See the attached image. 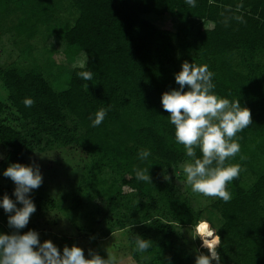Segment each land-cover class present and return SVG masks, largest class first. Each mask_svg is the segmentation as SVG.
I'll list each match as a JSON object with an SVG mask.
<instances>
[{"label": "trees", "instance_id": "16d2710c", "mask_svg": "<svg viewBox=\"0 0 264 264\" xmlns=\"http://www.w3.org/2000/svg\"><path fill=\"white\" fill-rule=\"evenodd\" d=\"M64 11L77 14L73 25ZM16 14L14 43H28L20 53L29 61L0 69V175L11 163L30 164L45 143L56 153L47 170L66 166L60 171L75 177L61 196L73 205L41 194L33 199L39 210L49 205L74 214L72 234L58 230L50 214L21 232L37 230L41 242L51 239L61 251L82 243L102 255L100 242L121 231L136 264H195L198 252L191 255L178 230L207 219L221 238V264H264V0H195V6L185 0H0V32ZM43 33L63 48L54 54L71 64V74L59 58L47 68L36 63L30 40ZM78 60L86 62L91 81L76 76ZM184 61L206 64L215 93L239 100L252 114L237 133L240 152L226 160L241 168L226 185L228 202L194 193L187 183L181 192L174 179L163 178L190 159L161 106L162 93L178 87L174 76ZM100 109L103 122L90 127ZM139 150L150 156L140 160ZM147 169L151 180H138L136 172ZM0 190L11 198L10 187ZM0 230L12 231L1 221ZM138 235L151 240L143 253L134 250Z\"/></svg>", "mask_w": 264, "mask_h": 264}, {"label": "clouds", "instance_id": "9594fccd", "mask_svg": "<svg viewBox=\"0 0 264 264\" xmlns=\"http://www.w3.org/2000/svg\"><path fill=\"white\" fill-rule=\"evenodd\" d=\"M189 6H195V0H185ZM76 76L84 81H91L93 74L86 70L85 61L73 64ZM214 73L206 64L184 61L174 80L178 85L161 95V106L168 115V121L174 126V139L183 145L185 156L190 158L182 167L186 183L191 191L205 197L219 198L228 202L232 196L226 185L237 178L241 168L239 164H226V160L240 152L237 133L252 123V114L248 107L241 106L239 100L218 96L213 83ZM25 107H31L33 101L25 98ZM106 115L104 109L98 110L94 118L90 117V127H98ZM194 148L201 153L196 158ZM148 150H139L138 158L146 160ZM2 158V157H0ZM145 171L136 172V178L142 181L151 180ZM14 184L11 199L7 194L0 198V208L7 215V226L12 231H0V264H122L120 257L107 251L106 258L98 252L85 250L73 244L64 246L62 251L51 239L41 242L37 230L29 229L22 233L36 206L30 193L42 184L40 166L35 162L28 165L11 163L2 173ZM168 179L166 175L163 177ZM21 205L18 207L17 205ZM191 238L200 241V248L207 249V254L196 255L195 264H221L217 248L221 238L217 230L207 219L198 220L191 225ZM151 240L137 236L135 251L145 252L151 246Z\"/></svg>", "mask_w": 264, "mask_h": 264}, {"label": "rangeland", "instance_id": "374dc122", "mask_svg": "<svg viewBox=\"0 0 264 264\" xmlns=\"http://www.w3.org/2000/svg\"><path fill=\"white\" fill-rule=\"evenodd\" d=\"M16 15H11L9 18L6 20L7 22V28H5V31L0 32V69H6L10 68L14 63H19L21 66L27 65L26 63L29 61H26L21 53L20 50H25L27 51V47L29 46L28 43H26L24 40L19 39L18 41L19 44L22 46H18V44L14 43L15 41V36L13 35L14 33L11 31L12 26L17 20ZM62 17L64 19H68V22L70 25H73L75 22V18L77 17V14L74 12V14L69 15L68 11H64L62 14ZM46 33H43L42 35H38L34 37L32 40H30V43L34 47L33 51V58L36 61L37 64H39L42 68H47L49 60H52V58H59L56 60L58 63H62L64 65L63 72L72 73V67L71 64L67 61H64L60 57H56L54 54L55 51L59 52L63 50V48L59 45L56 46L55 44V39L53 38H45ZM19 37V36H17ZM17 39V38H16ZM21 47V49H20ZM55 51H54V50ZM57 54V53H56ZM55 55V56H54ZM53 56V57H52ZM49 76V75H48ZM50 78V76H49ZM67 77H63L62 80H65ZM52 80V78H51ZM62 80L60 82H62ZM66 89V86L63 88ZM56 155L55 151H52L50 148L45 147V143H42V145L39 148H36L31 156H32V162H35L40 166V170L42 173V184L39 188L35 189L30 193L32 199H36V196L38 194H41L44 196V200H49V199H54L57 204H62L63 206H70L73 205V202L69 199L62 201L61 196L65 195L66 192L69 191L71 183L73 179L75 178L70 172L64 171L63 173L60 170L66 169V166L63 167V169H58L56 171H50L47 170V164L50 159H54V156ZM0 160L4 159V156L0 154ZM66 165L70 164L69 158L66 159ZM182 167H180V170L176 171L175 173L173 171L169 172L167 175L168 178L174 179L175 184L177 185L178 189H180L181 192H184L186 189V178L184 176V173L182 171ZM52 174V176H51ZM178 175H183V178H178ZM53 177V178H52ZM11 189L10 193L12 194L14 190V184L9 178H5L2 176V173L0 175V189H5V188ZM1 191V190H0ZM4 193L0 192V198H2ZM81 198V197H80ZM11 199H15L14 196L11 195ZM83 201H85L84 198ZM96 201V200H95ZM99 203L101 207L105 206V203L97 200L96 203ZM194 206L199 208L202 204L199 203V201L195 200L193 202ZM203 203V202H202ZM20 207L21 205H17ZM36 206V204H35ZM3 209L0 208V221L4 223L7 226V215L3 213ZM50 214L51 218L50 219H56L58 222V230H64V232L68 235L72 234L73 230L69 229L72 227L70 224L71 222L69 221L74 219L72 213L70 212H65L63 210H58L57 208H52L49 205H45L42 209H38L36 206V211L30 216L29 222L33 223L38 220H42V218ZM68 219V220H67ZM78 222L82 223V219L78 216ZM1 231V230H0ZM180 235L185 238L186 241V246L187 249H189L191 255L194 257V249L197 250V252L204 253L203 248H200V241L197 238L196 240H193L191 238L192 235V230L191 229H180L178 230ZM82 247L84 250H88L92 248V245L87 247L83 245L82 243L79 245ZM100 246L102 249V255L103 257L106 258L107 256V251L111 252L113 255H116L121 258L122 264H136L133 259L131 258L130 255V245L127 239V235L125 232H116L112 236L108 237L107 239H104L100 242ZM205 254V253H204ZM196 258V255H195Z\"/></svg>", "mask_w": 264, "mask_h": 264}]
</instances>
